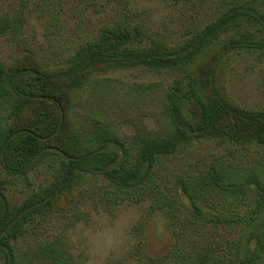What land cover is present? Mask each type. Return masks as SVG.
<instances>
[{"label": "rangeland", "instance_id": "rangeland-1", "mask_svg": "<svg viewBox=\"0 0 264 264\" xmlns=\"http://www.w3.org/2000/svg\"><path fill=\"white\" fill-rule=\"evenodd\" d=\"M262 6L264 0H0V64L6 68L60 74L70 69L82 48L121 30L133 37L124 47L155 50L170 58L195 52L185 64L160 69L99 65L71 90L62 121L55 105H37L46 113L52 111L54 124L43 139L45 152L31 171L17 175L0 153V200L8 206L10 226L24 224V235L17 242L24 264H54V256L62 264H174L169 251L179 245L183 259H177L184 262L200 252L227 251L234 235L225 227L212 221L198 230L191 227L194 207L181 181L208 174L213 167H232L260 177L264 146L243 148L191 138L177 153L162 158L151 177L155 191L162 190L177 202L171 213L152 208L153 192L147 187L141 186L146 188L142 193L135 191L133 200L121 199L118 189L96 174L82 175L59 195L63 165L54 152L75 143L59 141V131L75 133L84 145L108 132L125 141L126 157L136 163L140 137H163L172 131L173 95L183 98L184 120L198 115L190 96L200 67L210 71L205 95L216 87L232 104L264 111V50L257 49L264 45V35L254 15L240 11ZM215 22L222 23L219 35L202 38ZM25 116L15 119L3 112L0 103V121L9 126L21 129ZM105 151L122 157L117 144H109ZM248 190L241 196L243 214L255 207L257 193L253 187ZM51 194L59 196L49 207L45 202L50 198H41ZM9 263L0 247V264ZM259 264H264V258Z\"/></svg>", "mask_w": 264, "mask_h": 264}, {"label": "trees", "instance_id": "trees-1", "mask_svg": "<svg viewBox=\"0 0 264 264\" xmlns=\"http://www.w3.org/2000/svg\"><path fill=\"white\" fill-rule=\"evenodd\" d=\"M241 10L250 11V15H254L255 23L261 28L260 34L264 35V7L257 10L245 7ZM221 31L222 23L215 22L202 32V38L218 36ZM109 34L111 37L105 38V41L82 48L72 58L70 69L60 74H51L37 68H6L0 64V103L3 112L7 111L15 119H21L27 113L21 129L0 121V153L9 170L26 176L35 161L45 152L43 139L51 133L53 113L51 110L46 113L37 105L48 102L55 105L60 111L59 121H62L64 109L70 105L71 90L82 85L88 72L99 65L160 69L185 64L195 54L190 50L170 58V55L155 50L124 47L125 42L133 39L128 30ZM257 49L264 50V45H259ZM209 75L207 67H200L193 77L195 88L203 93L201 95L196 89L191 91L190 100L193 99L196 103L198 115L193 113V116L184 120L183 98L173 95L170 100V110L173 109L174 113L172 131L163 137H140L134 153L136 163L132 164L128 156L126 157L129 146L117 134L102 132L98 134L95 143L84 145L78 142L75 133L70 135L59 131V141L64 138L71 143L75 142L68 149L58 147L54 152V155L62 159L63 165L59 195L69 190L82 175L96 174L118 189L121 199L133 200L136 198L135 191L142 193V190H146L143 187H147L153 192L152 208L155 211L167 210L171 213L177 202L162 190L155 191L151 177L162 158L177 153L191 138L203 137L217 145L227 143L243 148L264 146V111L244 110L232 104L220 96L215 86L211 94L205 95V82ZM176 89L179 90V84ZM37 109L39 111L36 113ZM45 123L48 125L42 127ZM109 144L120 146L121 158L105 151ZM181 184L194 207L191 227L198 230L212 221L218 227H225L234 236L226 252H200L197 257L187 262L179 260L183 259L182 247L179 245L169 251L176 259L174 264H259L264 258V173L260 177H252L232 167H213L208 174L192 176L182 180ZM248 187H253L257 193L255 207L243 214L240 211L241 196L247 194ZM58 196L45 195L41 201L50 198L45 205L51 207ZM235 201L237 204H234ZM10 217L8 206L0 200V247L8 255L9 264H24L17 249V242L25 232L24 224L15 223L10 226ZM53 258L54 264H62L56 256Z\"/></svg>", "mask_w": 264, "mask_h": 264}]
</instances>
